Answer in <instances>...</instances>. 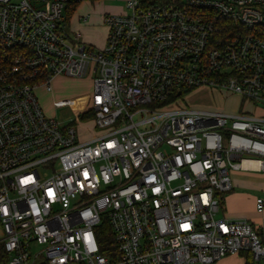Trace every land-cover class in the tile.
<instances>
[{
  "label": "built area",
  "instance_id": "2783aa9c",
  "mask_svg": "<svg viewBox=\"0 0 264 264\" xmlns=\"http://www.w3.org/2000/svg\"><path fill=\"white\" fill-rule=\"evenodd\" d=\"M99 1L0 0V264H264V233L223 216L221 198L231 172H264V0H125L103 14L102 47L74 25ZM86 76L83 141L36 91ZM203 86L251 107L180 99Z\"/></svg>",
  "mask_w": 264,
  "mask_h": 264
},
{
  "label": "rangeland",
  "instance_id": "374dc122",
  "mask_svg": "<svg viewBox=\"0 0 264 264\" xmlns=\"http://www.w3.org/2000/svg\"><path fill=\"white\" fill-rule=\"evenodd\" d=\"M125 0H102L92 3H83L78 9L79 14H90L89 23L82 24L81 28L84 32L86 42L102 47L104 45L105 37L108 33V28L104 24L103 14L106 12L125 11ZM80 27V25H79ZM93 88L92 77L86 76L82 79L58 77L54 81V89L48 92L44 88L36 91L39 98V103L43 110L52 117H56L61 123L73 124L78 127L79 136L81 140H91L95 135L93 131V124L88 121H80L78 115L86 112L90 107V97ZM69 99L70 105L55 108L54 102L57 100ZM182 102L189 107H199L210 110H223L227 113H237L243 108H250V102L243 96L232 93L230 91L216 90L210 86H203L184 93L180 97ZM103 131V130H101ZM250 173L258 176L257 187H253L248 183L244 174L240 171L231 172V179L233 183V190L236 194H240L241 204L239 206L245 213L242 216L237 214L227 218L237 219L243 217L250 219V221L259 227H264V211H259L256 208V197L264 198V172L251 171ZM250 185V186H249ZM225 194L221 197L223 199V209L227 211L230 204L225 203ZM255 198V202H254ZM222 201V200H221ZM231 206V205H230ZM226 212H224L225 214ZM249 217V218H248ZM239 256V255H238ZM240 261H248L250 264H256L251 254H245L238 257ZM238 260L233 264L241 262Z\"/></svg>",
  "mask_w": 264,
  "mask_h": 264
},
{
  "label": "crops",
  "instance_id": "0c3cea01",
  "mask_svg": "<svg viewBox=\"0 0 264 264\" xmlns=\"http://www.w3.org/2000/svg\"><path fill=\"white\" fill-rule=\"evenodd\" d=\"M114 12H117V11H114ZM119 12V11H118ZM91 16V15H90ZM90 21V20H89ZM89 23V22H88ZM87 23H85L84 25L86 26ZM75 27L80 29L84 26H81L82 23H78V22H75L74 23ZM80 25V27H79ZM83 32V29L81 30ZM84 34V32H83ZM85 36V35H84ZM91 94V92H90ZM249 166V162H244V167H247ZM242 174L245 175L246 177V180L248 181V183H250V185H252L253 187H257L255 185H258L257 183V180L259 179L258 176H256L255 174H252L250 173L251 171L249 170H239ZM238 172V171H237ZM249 185V186H250ZM240 194H236L235 192H229L226 197H225V203L227 204H230L229 207H227V211L225 210V208L223 209V212H226L223 216H228V217H231L232 215H235L237 214V216H242L244 215L243 213L244 210L241 209V207L239 206V204H241V198H239ZM254 202H255V198H254ZM249 218V217H248ZM237 219H244L243 217H237ZM250 220V219H248ZM262 229V232L264 233V227H260ZM241 255H231V256H228V257H224L222 259H220L219 261H217L216 263L214 264H233L235 263L237 260L238 262L240 261V258L238 259V257H240ZM241 263H238V264H245V262L243 261H240Z\"/></svg>",
  "mask_w": 264,
  "mask_h": 264
},
{
  "label": "trees",
  "instance_id": "16d2710c",
  "mask_svg": "<svg viewBox=\"0 0 264 264\" xmlns=\"http://www.w3.org/2000/svg\"><path fill=\"white\" fill-rule=\"evenodd\" d=\"M0 57H1V53H0ZM260 231H262L261 228H260ZM100 233L102 234V241L104 244L103 249H102V253L106 256L111 257L114 254V250H116V246L114 243V237H113L112 231L110 229V226L103 225L100 229ZM237 255L243 256V255H245V253H240ZM245 264H250V263L248 261H246Z\"/></svg>",
  "mask_w": 264,
  "mask_h": 264
}]
</instances>
